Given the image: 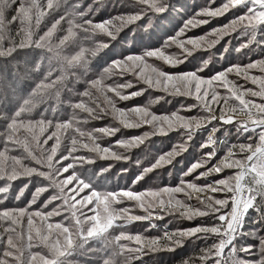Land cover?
<instances>
[{
    "label": "snow or ice",
    "instance_id": "snow-or-ice-1",
    "mask_svg": "<svg viewBox=\"0 0 264 264\" xmlns=\"http://www.w3.org/2000/svg\"><path fill=\"white\" fill-rule=\"evenodd\" d=\"M173 12L184 13L178 27ZM221 49L226 66L224 55L212 62ZM69 77L84 87L62 101ZM145 93L146 103L117 106ZM159 101L173 107L152 111ZM0 129V264H74L84 252L103 253L96 264H148L186 242L195 250L174 264H264V0H204L190 14L179 0H0ZM152 137L171 148L144 164ZM189 142L193 160L178 169ZM97 161L108 162L102 172L135 165L130 183L96 189L79 173ZM165 216L208 220L155 235L125 228L147 221V232Z\"/></svg>",
    "mask_w": 264,
    "mask_h": 264
},
{
    "label": "rangeland",
    "instance_id": "rangeland-1",
    "mask_svg": "<svg viewBox=\"0 0 264 264\" xmlns=\"http://www.w3.org/2000/svg\"><path fill=\"white\" fill-rule=\"evenodd\" d=\"M100 2H101V0H96V3H100ZM219 2H220V0H217V3H219ZM84 3H85V5H87V4L93 3V0H84ZM103 3L109 9L112 6V0H103ZM179 3L187 5V12L190 14L192 12V10L195 8V6L204 3V0H179ZM104 14H106L105 9L101 8L100 11L97 13V16L104 15ZM172 15L174 16L173 24L178 27L179 24L182 22V16L184 15V13L182 12L180 15H177L175 12H173ZM223 20H224V17H219L215 20L210 21L209 24L200 25L197 28H192L189 32L186 33V35L202 34L203 31H206L211 27H215L217 25L218 21H223ZM46 23H47V21H46ZM235 36H236V34L233 33V37H235ZM228 40H229V37H224L220 41V43L215 46V49H220V46L222 44H224L225 41H228ZM243 40H244L243 37H240L239 39H232L231 44L232 45H238V43L242 42ZM215 49H213L212 51H215ZM20 51L23 54L27 50H20ZM167 51L173 52V51H177V50L173 48V49H168ZM200 51H203V50H198L197 52H194L193 55H199ZM221 55L225 56L224 61H221ZM253 55H255V53H253ZM236 57H237V54L235 52H233L232 53L233 62H237ZM247 59H248L247 57L243 58V62H247ZM229 60H230V58L227 56V53L223 52V49H221L220 54L215 55L212 58L213 63H215L216 61H221V63H224L225 66L229 62ZM215 66L217 68H219L221 65H220V63H216ZM165 67H168V66L166 65ZM57 74H58V70L54 71L53 72V78H55V76ZM69 78H70V83L65 84V82H66L65 81L64 84L66 85V87L63 88L61 90V93H60V99L62 101H66L67 96L71 94V93H69L68 89H72V92L74 93L77 91H82L83 87H84L82 81H77L73 77H69ZM114 79H116V78H114ZM119 79H124V78H119ZM247 86H252V85H247ZM136 87H139V85L134 86L133 89H127L125 91L126 92L133 91V90H135ZM157 94H159V93H154V95H157ZM109 95H111V94H109ZM148 99H149V97H148L147 93H145V94H142L141 96L132 97L130 99V101H121L117 104V106L122 107L125 104L130 105V104H133L136 102L143 104V103H146L148 101ZM171 99H173V101L175 103L176 100H181L184 98L177 97V98H171ZM53 101L54 100H52L50 102L53 104ZM101 103H102V101H101ZM54 105H56V101H55ZM56 106L61 107V105H56ZM63 106L66 107V105H63ZM172 107H173L172 104H165L163 101H159V102H156L152 105L151 110L155 111V112H160V111H163L166 109H171ZM110 121H111V117H107L105 120L90 121L89 127H93V126L94 127H103V126H105V124H108ZM0 131H2V129H0ZM124 131H126V132H138L139 130L128 129V130H124ZM117 135H119V134H117ZM170 135L173 136V140H172L171 144H176L179 142L174 133H170ZM197 136L200 138L206 137V132L200 131L197 133ZM115 138L116 137H111V136L104 137L102 140H99L98 143H101L102 145H104L109 141H114ZM161 140H163V142H161ZM171 144L168 143L167 138L152 137L150 143L146 142L145 145L141 146L142 148H145V152L141 153L142 162L144 164L149 163L151 158L158 154L159 150H170ZM133 151H137V150L134 149ZM194 151L195 150L191 147V142H189V147L181 154L180 157H177L178 160H181V163L177 164L176 167L178 169L179 168H185L190 162H192ZM196 154L198 155L199 153L197 152ZM107 163L108 162H106V161H97L96 164H94V165H90V166H87L85 168H82V170L79 174L81 175V178L86 180V182H90L92 186H94L96 189L101 190V191L112 190V189L116 188L118 185L124 186V185L130 183L131 175H132V172L134 171L135 165L129 166L128 172H121L120 164L126 163V162H124V161H112L111 162L112 168L109 169L108 172H102L100 166L104 165L105 167H107ZM231 171H234V170H226V172H231ZM93 172L95 174H93ZM220 175H223V173ZM27 179L28 178H26V177H20V178H18L17 181H13L12 183L17 184V183H19V180H25L26 181ZM170 179H171L170 176H168L167 174L164 175V182H168V181H170ZM29 188H32L31 184L29 185ZM33 191H34V189H33ZM52 191H53L52 189H48L47 192L42 193L40 195V197L38 198L37 202L39 203L42 200L46 199L47 196L49 194H51ZM25 196L29 199L31 198V192H29L27 189L25 190ZM22 199H23V197H22ZM6 203H7V201H6ZM16 203H18V202H16ZM190 203L195 204L196 201L193 200ZM132 212L133 213H140L141 210L139 208H135V209H132ZM54 219H58V218H54ZM207 220H208L207 217H197L195 220L188 221V220H183V219L179 218L178 216L177 217L165 216L162 220L156 221V223L158 225L157 229L148 228L147 232H145L144 228L140 227V225L147 226V224H148L147 221H134V222H131L130 224L126 225L125 228L133 234L139 231V232H143L145 235H149V234L155 235L158 233V230H162L166 224L168 225L169 230H171L174 226H180V227L194 226L196 223L206 222ZM169 221H171V223H169ZM246 242H252V241L249 239ZM203 243H204L203 241H199V240L195 241L196 245L202 246ZM207 243H211V238L208 239ZM99 247H100V245L97 242L95 244V248L98 249ZM192 250H195V245H193L189 242H186L183 248L177 249L174 253L160 252L157 254H151L148 257L146 256V257H144V259L148 261V264H174V262L176 260L180 259L182 256L185 255V253L188 254ZM101 255H103V253L84 252L83 254L74 256L71 259H73L74 264H96V261L98 260V258Z\"/></svg>",
    "mask_w": 264,
    "mask_h": 264
},
{
    "label": "trees",
    "instance_id": "trees-1",
    "mask_svg": "<svg viewBox=\"0 0 264 264\" xmlns=\"http://www.w3.org/2000/svg\"><path fill=\"white\" fill-rule=\"evenodd\" d=\"M48 17H45L42 21H41V24H40V28L39 29H37V31H40L42 28L44 29L45 28V25H46V21H47V23H48ZM66 81V82H65ZM64 82H65V84L66 83H70V78H68L67 80H65ZM27 83L28 84H31L32 83V80H29V81H27ZM51 103V102H50ZM55 103V100L53 101V104ZM188 253V252H187ZM185 255H186V253H185Z\"/></svg>",
    "mask_w": 264,
    "mask_h": 264
}]
</instances>
